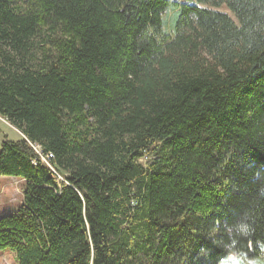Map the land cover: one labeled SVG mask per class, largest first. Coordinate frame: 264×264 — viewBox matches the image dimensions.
<instances>
[{"label":"trees","instance_id":"obj_1","mask_svg":"<svg viewBox=\"0 0 264 264\" xmlns=\"http://www.w3.org/2000/svg\"><path fill=\"white\" fill-rule=\"evenodd\" d=\"M0 117L16 264L264 255V0H0Z\"/></svg>","mask_w":264,"mask_h":264},{"label":"rangeland","instance_id":"obj_2","mask_svg":"<svg viewBox=\"0 0 264 264\" xmlns=\"http://www.w3.org/2000/svg\"><path fill=\"white\" fill-rule=\"evenodd\" d=\"M221 11L231 14L226 7ZM236 21V19L234 18ZM4 121V122H3ZM0 134H6L8 139H22V135L14 129L6 120L0 117ZM0 135V145L1 136ZM144 161H142L143 163ZM25 182L21 179L0 177V218L13 214L17 211L23 201ZM0 264H16L15 255L10 250L0 252ZM223 264H264V255L258 260L246 259L239 254L232 253Z\"/></svg>","mask_w":264,"mask_h":264},{"label":"built area","instance_id":"obj_3","mask_svg":"<svg viewBox=\"0 0 264 264\" xmlns=\"http://www.w3.org/2000/svg\"><path fill=\"white\" fill-rule=\"evenodd\" d=\"M34 149L39 154V156L41 157L42 162L49 165V159L50 158L47 156H44L42 150L39 147H34Z\"/></svg>","mask_w":264,"mask_h":264},{"label":"crops","instance_id":"obj_4","mask_svg":"<svg viewBox=\"0 0 264 264\" xmlns=\"http://www.w3.org/2000/svg\"><path fill=\"white\" fill-rule=\"evenodd\" d=\"M4 122V121H3ZM15 129V128H14ZM18 131V130H17ZM20 133V132H19ZM21 134V133H20ZM1 135V134H0ZM22 135V134H21ZM2 137H1V144L6 140V139H8V136L6 135V134H2L1 135ZM23 137V136H22ZM8 140H12V141H18V140H20V138H17V140H13L12 138H10V139H8Z\"/></svg>","mask_w":264,"mask_h":264}]
</instances>
